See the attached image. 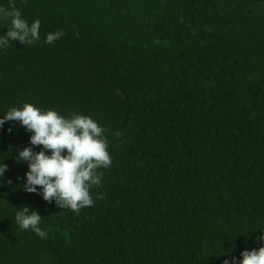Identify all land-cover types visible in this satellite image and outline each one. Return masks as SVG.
<instances>
[{"label":"trees","instance_id":"16d2710c","mask_svg":"<svg viewBox=\"0 0 264 264\" xmlns=\"http://www.w3.org/2000/svg\"><path fill=\"white\" fill-rule=\"evenodd\" d=\"M13 6L40 39L0 48V115L89 116L112 163L92 206L60 208L23 190L12 157L30 133L6 122L0 264H223L264 246V0H0ZM26 205L46 237L17 225Z\"/></svg>","mask_w":264,"mask_h":264},{"label":"clouds","instance_id":"9594fccd","mask_svg":"<svg viewBox=\"0 0 264 264\" xmlns=\"http://www.w3.org/2000/svg\"><path fill=\"white\" fill-rule=\"evenodd\" d=\"M0 16L10 20L11 27L0 35V48H5L10 41L33 45L40 39V20L29 23L20 9L0 8ZM64 33L62 31L46 34L45 42L54 43ZM16 121L30 133L29 145L12 157L17 162H26L23 190L39 193L45 201H54L60 208L78 213L82 208L92 206L94 201L90 194L93 186H100L102 173L99 169L111 166L112 158L107 150L106 129L97 121L82 114L63 116L57 111L42 110L31 103L22 107H12L0 115V129L6 122ZM11 128L8 129L11 132ZM119 135V132L115 133ZM40 146L39 151L34 147ZM8 155H11L8 153ZM6 156L0 157V178L8 171L4 162ZM8 183H12L9 178ZM15 221L20 229L31 230L39 237H46L40 224L42 217L29 206L18 208ZM264 241V232L258 237ZM223 264H264V246L244 249L240 257L223 253Z\"/></svg>","mask_w":264,"mask_h":264}]
</instances>
